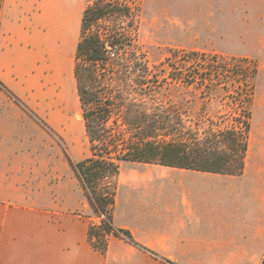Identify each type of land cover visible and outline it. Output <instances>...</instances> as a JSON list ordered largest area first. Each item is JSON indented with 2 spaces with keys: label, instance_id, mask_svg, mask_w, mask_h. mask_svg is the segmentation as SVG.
<instances>
[{
  "label": "crops",
  "instance_id": "obj_1",
  "mask_svg": "<svg viewBox=\"0 0 264 264\" xmlns=\"http://www.w3.org/2000/svg\"><path fill=\"white\" fill-rule=\"evenodd\" d=\"M187 2L188 18H210L215 53L258 64L251 134L239 175L123 164L115 223L156 256L117 236L107 254L95 250L92 217L78 213L93 211L83 190L71 201L58 182L59 158H45L53 135L35 116L71 145L83 142L75 59L86 0H0V81L31 110L0 87V264H260L264 0Z\"/></svg>",
  "mask_w": 264,
  "mask_h": 264
},
{
  "label": "trees",
  "instance_id": "obj_2",
  "mask_svg": "<svg viewBox=\"0 0 264 264\" xmlns=\"http://www.w3.org/2000/svg\"><path fill=\"white\" fill-rule=\"evenodd\" d=\"M143 8L144 0H87L76 50L75 75L89 154L77 161L65 153L100 219L90 221L88 239L102 254H107L110 238L117 236L157 256L130 230L115 223L123 164L140 162L239 175L249 148L257 62L232 57V61L249 63L219 67L217 54L175 50L170 68H164L165 62L155 65L140 41ZM232 79L246 86L242 95L232 93ZM171 85L190 90L202 101L214 98L220 88L231 99L233 109L221 114L219 121L210 120L208 128L202 129L200 121L188 125L177 106L161 98V92ZM0 87L31 112L1 81ZM35 117L64 142L44 120ZM260 264H264V256Z\"/></svg>",
  "mask_w": 264,
  "mask_h": 264
},
{
  "label": "rangeland",
  "instance_id": "obj_3",
  "mask_svg": "<svg viewBox=\"0 0 264 264\" xmlns=\"http://www.w3.org/2000/svg\"><path fill=\"white\" fill-rule=\"evenodd\" d=\"M187 1L144 0L140 41L148 49L151 62L155 65L165 62L164 68H170L169 64L172 62L173 52L178 50L180 52L196 51L205 54H217L219 57L216 64L219 67L248 65L249 62L232 61L234 56L218 54L212 50L210 18L198 20L188 18L189 14L182 9L188 3ZM229 84L232 93L236 96H238L237 92L242 95V90L245 91L246 89V86L239 80L232 79ZM161 98L168 104H175L176 109L181 112L188 125L195 126V122L200 121L202 129L209 127L210 120L219 121L221 114L233 109L231 99L220 88L215 92L214 98L202 101L196 100L190 90L171 85L161 92ZM79 121L83 122L82 114L79 115ZM63 140L64 142L53 135V152L47 155L45 150V158H52L53 156V158H59L58 182L61 191L73 192L71 195V201H73L76 200L82 189L67 160L65 151L77 161L84 159L89 154V142L86 132L83 142L78 140L76 146L71 145L64 138ZM57 150L58 156H55ZM78 213L90 215L93 221H100L94 211L90 214L84 210Z\"/></svg>",
  "mask_w": 264,
  "mask_h": 264
}]
</instances>
